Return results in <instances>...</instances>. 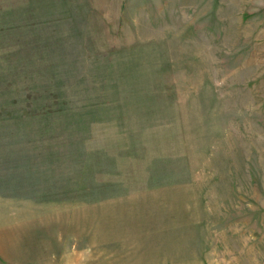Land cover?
Listing matches in <instances>:
<instances>
[{
	"label": "rangeland",
	"instance_id": "1",
	"mask_svg": "<svg viewBox=\"0 0 264 264\" xmlns=\"http://www.w3.org/2000/svg\"><path fill=\"white\" fill-rule=\"evenodd\" d=\"M0 264H264V0H0Z\"/></svg>",
	"mask_w": 264,
	"mask_h": 264
}]
</instances>
